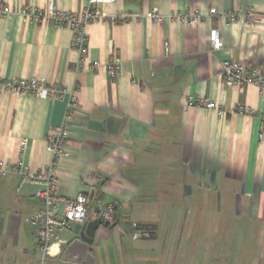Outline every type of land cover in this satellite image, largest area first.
Wrapping results in <instances>:
<instances>
[{"label": "crops", "instance_id": "obj_1", "mask_svg": "<svg viewBox=\"0 0 264 264\" xmlns=\"http://www.w3.org/2000/svg\"><path fill=\"white\" fill-rule=\"evenodd\" d=\"M50 1L0 0L7 10H0V79L39 78L66 89L61 99L0 91V264H39L29 219L42 206V186H19L14 167L50 163L46 138L72 93L71 156L60 164L57 191L74 198L95 188L116 211L96 229L89 263L62 258L72 224L46 264H264V97L253 84L227 85L223 66L264 69V0L100 3L107 19L86 26L85 56L70 25L22 17L23 7L46 9ZM52 2L78 13L88 4ZM187 14L199 21L186 24ZM114 59L120 64L111 75ZM94 61L100 66L92 70ZM95 207L92 200L88 222L97 220ZM132 223L149 234L133 239Z\"/></svg>", "mask_w": 264, "mask_h": 264}, {"label": "built area", "instance_id": "obj_2", "mask_svg": "<svg viewBox=\"0 0 264 264\" xmlns=\"http://www.w3.org/2000/svg\"><path fill=\"white\" fill-rule=\"evenodd\" d=\"M88 4L80 13L62 11L57 9L52 0L46 9L23 7L21 15L25 20L34 22H47L54 26L70 25L74 30V45L82 56L87 51V35L85 28L88 24L95 21L107 19V15L98 7L100 3L112 0H87ZM0 10L6 13V9L0 5ZM211 9V13H215ZM157 18L155 13L152 14ZM199 14L183 15L182 20L186 24H195L199 21ZM234 16L231 15V18ZM212 51L220 49L221 38L218 28L210 31ZM119 59H114L108 66L111 75L116 73ZM100 66L97 61L92 62L89 67L95 70ZM224 66V81L227 85H255L261 96L264 97V69L259 66H247L244 62H231L226 60ZM0 91H8L14 96L21 94H32L41 98L61 99L66 93V89L60 85H48L43 79H0ZM199 105L207 109H215V103L201 100ZM78 108V97L72 93L69 97L64 119L56 127L52 128L46 138V150L51 154V161L40 170H30L23 162L15 166L20 176L19 186L26 182L39 184L41 189L37 190L36 196L42 206L30 216V223L35 229L37 237V252L39 254V264H46L49 257L56 256L60 252V244L57 241L58 235L70 227L72 224H83L87 221L92 200L97 202V207L92 209L96 218L101 222H112L114 220L116 206L113 203L104 205L99 198L95 188L88 192H80L74 198H66L57 191V172L60 164L71 156L69 142L71 134L70 119ZM262 127L264 128V113L262 114ZM263 137V133L261 134ZM23 148L26 141L22 143ZM90 180L97 182L100 178L92 175ZM134 232L131 234L133 239L148 235V230L141 224L132 223Z\"/></svg>", "mask_w": 264, "mask_h": 264}, {"label": "water", "instance_id": "obj_3", "mask_svg": "<svg viewBox=\"0 0 264 264\" xmlns=\"http://www.w3.org/2000/svg\"><path fill=\"white\" fill-rule=\"evenodd\" d=\"M100 223L101 221L97 219L92 222L86 221L83 224H76L73 229V238L68 241L62 258L65 260H84L89 263L90 258L93 259L90 246L93 242L94 233ZM73 254L74 256H72Z\"/></svg>", "mask_w": 264, "mask_h": 264}, {"label": "trees", "instance_id": "obj_4", "mask_svg": "<svg viewBox=\"0 0 264 264\" xmlns=\"http://www.w3.org/2000/svg\"><path fill=\"white\" fill-rule=\"evenodd\" d=\"M142 225V224H141ZM142 226H144V228H145V230L147 229V226L146 225H142ZM148 230V229H147Z\"/></svg>", "mask_w": 264, "mask_h": 264}]
</instances>
